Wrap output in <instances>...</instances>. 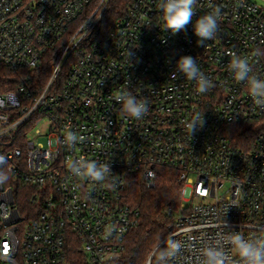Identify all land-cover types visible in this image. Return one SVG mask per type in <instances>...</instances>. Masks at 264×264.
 Returning <instances> with one entry per match:
<instances>
[{
  "label": "built area",
  "instance_id": "obj_1",
  "mask_svg": "<svg viewBox=\"0 0 264 264\" xmlns=\"http://www.w3.org/2000/svg\"><path fill=\"white\" fill-rule=\"evenodd\" d=\"M113 2L0 0V67L22 76L15 90L0 87V171L9 176L0 184V264H74L72 244L87 264L123 260L140 216L126 203L131 181L152 189L161 168L174 169L181 185L180 205L166 211L162 257L181 248L162 264H204L209 247L240 264L229 233L264 236V109L228 65L233 54L247 58L264 79V8L198 0L197 17L220 9L217 36L202 47L191 24L175 35L164 29L160 0H130L111 16ZM184 55L214 85L208 92L182 73L171 77ZM125 91L147 101L142 119L121 113L115 97ZM197 116L204 123L191 137L185 125ZM30 123L23 152L20 131ZM240 124L256 135L236 145L230 131ZM68 131L78 137L73 148L61 143ZM82 157L112 173L103 182L74 175L69 162ZM15 181L35 190L26 215Z\"/></svg>",
  "mask_w": 264,
  "mask_h": 264
},
{
  "label": "clouds",
  "instance_id": "obj_2",
  "mask_svg": "<svg viewBox=\"0 0 264 264\" xmlns=\"http://www.w3.org/2000/svg\"><path fill=\"white\" fill-rule=\"evenodd\" d=\"M198 0H160L159 8L162 11L164 29L173 35L186 30L189 24L192 25L193 33L197 37V45L204 46L205 41L216 38L219 30L220 9L214 8L212 11L196 16L195 8ZM194 17L195 20L193 19ZM132 53L128 51V56ZM236 81L244 82L254 103L264 109V79H260L252 74V68L247 58H242L235 54L228 65ZM182 73L187 79L195 80L197 92L200 94L208 92L214 85L200 71L195 58L192 56H180L175 63V71L171 77L175 78L177 73ZM121 105V113L134 119H142L148 112V104L145 99H137L130 92H122L115 97ZM204 123L203 116L194 117L190 122H186L188 134L192 137L198 127ZM84 137H79L83 141ZM78 137L75 133L68 131L61 143L68 148L75 147ZM4 162V157L0 156V163ZM70 171L78 177H87L95 182H103L112 173L109 163L100 164L95 160H86L83 157L69 162ZM9 176L0 171V184L6 182ZM228 245L231 246L239 257L240 264H264V236L256 238H245L242 233L232 231L228 235ZM181 245L176 242L168 253L167 257L174 258L180 251ZM226 253L223 249L209 247L204 250V264H225Z\"/></svg>",
  "mask_w": 264,
  "mask_h": 264
},
{
  "label": "trees",
  "instance_id": "obj_3",
  "mask_svg": "<svg viewBox=\"0 0 264 264\" xmlns=\"http://www.w3.org/2000/svg\"><path fill=\"white\" fill-rule=\"evenodd\" d=\"M130 0H114L109 13L111 16L123 14L127 10ZM49 68L41 71L39 82L47 80ZM21 75L0 67V87L5 90H15ZM7 84L8 86H4ZM32 125H25L20 131V149L25 152L23 140L31 131ZM256 131L248 125L240 124L234 126L230 131V137L236 145L251 141L255 138ZM25 142V141H24ZM15 198L21 213L26 215L33 205L32 187L22 185L15 181ZM126 203L137 210L140 214L138 224L132 229L125 241L126 256L116 264H162V255L165 248L156 249L170 234V219L166 211L176 209L181 203V185L177 182V172L174 169L161 168L157 174V181L154 188L150 189L141 180L131 181L126 196ZM72 237L75 238V236ZM69 255L74 264H87L85 256L80 252L79 246L70 245Z\"/></svg>",
  "mask_w": 264,
  "mask_h": 264
},
{
  "label": "rangeland",
  "instance_id": "obj_4",
  "mask_svg": "<svg viewBox=\"0 0 264 264\" xmlns=\"http://www.w3.org/2000/svg\"><path fill=\"white\" fill-rule=\"evenodd\" d=\"M251 1L258 4L259 7L264 8V0H251ZM45 124H46L45 122L40 124L39 129H41L42 132L45 130ZM44 135L45 134H43V136L37 137V139L39 140L40 143H42L43 145H46L47 139L44 138L45 137Z\"/></svg>",
  "mask_w": 264,
  "mask_h": 264
},
{
  "label": "water",
  "instance_id": "obj_5",
  "mask_svg": "<svg viewBox=\"0 0 264 264\" xmlns=\"http://www.w3.org/2000/svg\"><path fill=\"white\" fill-rule=\"evenodd\" d=\"M163 245H162V243H161V245L156 249V251H155V253L153 254V256L156 254V252L162 247Z\"/></svg>",
  "mask_w": 264,
  "mask_h": 264
}]
</instances>
